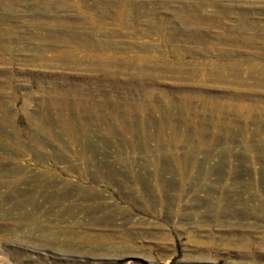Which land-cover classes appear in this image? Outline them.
I'll return each mask as SVG.
<instances>
[{
	"label": "rangeland",
	"instance_id": "obj_1",
	"mask_svg": "<svg viewBox=\"0 0 264 264\" xmlns=\"http://www.w3.org/2000/svg\"><path fill=\"white\" fill-rule=\"evenodd\" d=\"M124 2L0 0V264H264V0Z\"/></svg>",
	"mask_w": 264,
	"mask_h": 264
},
{
	"label": "bare ground",
	"instance_id": "obj_2",
	"mask_svg": "<svg viewBox=\"0 0 264 264\" xmlns=\"http://www.w3.org/2000/svg\"><path fill=\"white\" fill-rule=\"evenodd\" d=\"M127 2H124V5L127 7V6H129V5H131L129 2H130V0H126ZM196 1H199V2H201V3H210V4H212V5H219V4H221V3H223L224 1H230V2H234V1H238V0H196ZM240 1V0H239ZM115 2H117V1H115ZM226 14H230L229 13V11H224ZM121 15L122 16H126V17H129V18H131L132 19V13L130 12V11H127V10H125V11H123L122 13H121ZM114 47V46H113ZM116 48H118V46L116 45L115 46ZM102 63H106V64H109V63H107V61H102ZM128 64H131L132 62H127ZM105 65V64H104ZM232 95H235V94H233V92L231 93ZM240 95L241 96H249L250 95V93L248 92V93H246V92H244V95H243V93H240ZM251 96V95H250ZM179 107H181V105L179 106ZM182 108V107H181ZM2 205V204H1ZM17 205H18V203H17ZM17 205H15V208L17 207ZM12 208V207H11ZM13 211V208L11 209V210H9L8 208L7 209H3L2 207H0V212L3 214V215H5V216H8L9 215V213L10 212H12ZM0 213V214H1ZM34 213V212H33ZM29 214H31L32 215V212L31 213H29ZM34 215V214H33ZM0 217H1V215H0ZM9 217V216H8ZM27 217H29V216H27ZM29 218H31V217H29ZM36 218V217H35ZM263 243H261V245H262Z\"/></svg>",
	"mask_w": 264,
	"mask_h": 264
}]
</instances>
